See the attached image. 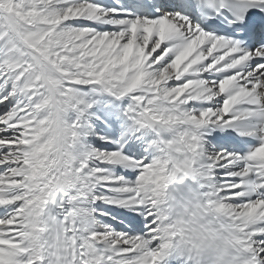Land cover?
<instances>
[{
  "label": "snow or ice",
  "instance_id": "6c2138e0",
  "mask_svg": "<svg viewBox=\"0 0 264 264\" xmlns=\"http://www.w3.org/2000/svg\"><path fill=\"white\" fill-rule=\"evenodd\" d=\"M264 264V0H0V264Z\"/></svg>",
  "mask_w": 264,
  "mask_h": 264
},
{
  "label": "clouds",
  "instance_id": "9594fccd",
  "mask_svg": "<svg viewBox=\"0 0 264 264\" xmlns=\"http://www.w3.org/2000/svg\"><path fill=\"white\" fill-rule=\"evenodd\" d=\"M195 264H242L243 253L234 243V234L212 221L192 225Z\"/></svg>",
  "mask_w": 264,
  "mask_h": 264
}]
</instances>
